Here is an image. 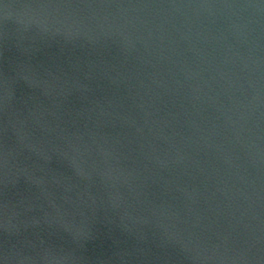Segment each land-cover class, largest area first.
Returning <instances> with one entry per match:
<instances>
[{"label": "water", "instance_id": "1", "mask_svg": "<svg viewBox=\"0 0 264 264\" xmlns=\"http://www.w3.org/2000/svg\"><path fill=\"white\" fill-rule=\"evenodd\" d=\"M0 264H264V0H0Z\"/></svg>", "mask_w": 264, "mask_h": 264}]
</instances>
